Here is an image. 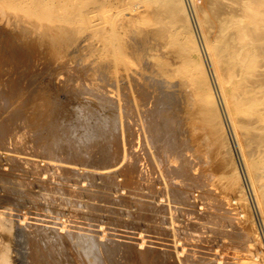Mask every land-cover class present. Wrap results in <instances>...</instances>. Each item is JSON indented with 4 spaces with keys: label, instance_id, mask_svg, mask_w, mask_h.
I'll return each instance as SVG.
<instances>
[{
    "label": "bare ground",
    "instance_id": "1",
    "mask_svg": "<svg viewBox=\"0 0 264 264\" xmlns=\"http://www.w3.org/2000/svg\"><path fill=\"white\" fill-rule=\"evenodd\" d=\"M123 1L125 0L118 1L121 5L115 12H110V8L114 6L109 4L107 0H93V6L92 4L90 5L92 11L98 12L100 9H103L106 13L110 12V14L107 15L109 22L106 27L111 29L116 25L114 21L123 13L125 7L129 9V3L125 2L126 4L122 5ZM147 2L151 6L149 12L142 13L141 17H139L140 15L138 13L135 15L132 12L133 15L119 22L120 26L123 24L121 27L122 30L111 33L105 38L106 45H108V58L112 60L115 59V61L122 66L123 82L120 86L122 87L125 83L123 88L125 89L126 87L125 93H121L122 96L126 95V97L123 98L125 100L122 102L120 100L118 103H111L115 105V107L119 106L120 111H123L125 108L126 110H124L123 113L121 112L124 114V112H129L128 101L130 96L136 93L139 99L134 98V101L138 100L137 103L134 102L135 104H133V106L137 104L136 112H129L128 118L126 117V113V116L124 114L125 118H118V116L113 118L110 115L111 117L107 116L104 120L103 117H101V120H97V114L88 107L89 109L84 108L82 111L76 108L78 110H74L72 115L69 113L70 117L67 115L66 117H62L63 113L62 115L57 113L58 110L57 112L55 111L56 105H53L57 96L54 97V101L52 100L53 103L50 102L51 104H45L47 107L45 111L41 110L42 112H36L33 110V108H35V106L33 107L34 103H31L34 100L33 97H28L24 100L25 98L23 99L22 96H25L28 92L26 91L27 93L22 95L21 92H18L16 85H14L12 88H9L10 91L8 94L5 95L3 92H0V169L23 166L26 171L24 174L27 175V173H29L28 175L32 174V176H37L41 174L39 169L40 159L37 156L42 157L47 163L43 162L45 163V167H47V172L52 169L50 178L46 177L49 176V174L45 175V173H47L46 171L44 174L42 173L46 177H44V179H46L44 180L42 176L44 180L43 186L47 188V190L44 191H48L51 195L50 199L49 196L48 199L41 194L40 196L47 200L45 202H47L48 205L51 204L50 207H52V205L56 206L58 203L61 205L60 207H63L61 203L64 202V204L70 205V207L72 206V209H75L74 211H76V213L83 210L84 212L86 211V213L88 212V215H91L95 211H102L103 213L107 211L110 214V218H115L121 211L120 208H115L112 205L114 203L123 202H125V204L128 202L129 204L130 202L132 204L125 209L126 212L130 213L132 215L131 217H134L136 220L145 221V219H148L157 211L160 213L161 211H165V213H167L166 209L171 210L170 212L172 213L170 214V218L172 220L174 219L175 215L181 210L177 205L181 200L180 195L183 193L182 182L185 178L186 203L192 200L193 203L190 202L191 207L199 206L200 198L194 197L195 190L200 187L199 179H192L191 176L189 177V175L192 174V168L196 166V169H200L209 174L212 179V185L218 188L221 187L229 198L232 195L233 199L237 200V197H241L247 201L246 190L248 191L250 199L257 209V216L261 224L260 232L264 240V0H201L199 2L193 0V8L196 13L195 17L200 26H198L200 28V31H198L201 32L203 55L211 64L215 77L214 85L217 86L219 93L218 97H221L224 103V105L221 106L224 121L222 118L220 119L217 110H215V106L213 109V102H206L204 97V99L201 98L199 88L189 90L191 75H196L189 71V67L196 66L201 63V60L195 41L191 38V26L187 19V11L183 1L146 0V3ZM188 5H190L189 2ZM135 6L138 9L137 4H134V7L132 6L131 8L134 10ZM0 17H4L8 23L13 22L18 28H21V34L23 36H28L36 31L42 33L45 37H52L55 40L63 39L62 33L67 32L64 25L59 23L58 12L56 10L43 13L38 3H35V5L30 4V0H0ZM135 22H138L139 25L133 28L141 29L142 31L140 30V32L142 33V37L140 40L131 41L135 32L129 31L131 28H129V26L127 27V24H134ZM1 34L3 35V33ZM5 34L7 33H4V35ZM43 35L42 37H44ZM6 36L8 37V34ZM12 37L13 36H11V38ZM18 38L20 37L18 36ZM13 39L15 38L13 37ZM69 40L71 42L73 41L72 43L77 46L73 36H70ZM175 40H179V43H176ZM4 42H6L5 38ZM61 44L63 46L71 45V43L65 41ZM6 49L8 51L12 50L8 47ZM146 49H148V51H146ZM5 51V49L0 50V56L2 57L0 59L6 60L7 56L11 53L6 51V54ZM97 67L98 64L90 65L86 72L90 73L89 71L93 70L91 74L95 73L99 75L100 69L97 70ZM3 68L5 69V67ZM3 72L5 73L6 70H3ZM1 74L4 75L3 73ZM13 81L15 82L16 80ZM29 81L25 82L28 83ZM33 81L35 83V80ZM33 81H31V84H33ZM65 82H67V80ZM63 84L65 86L68 85L67 83ZM71 84L69 83L70 86H67L70 92L72 90L70 89ZM0 85L2 86L3 83H0ZM22 85L23 84H21V86ZM21 86L20 88H22ZM120 86L116 88V90H118L117 93L114 92L116 91L115 89L110 93L112 95L114 94V96L116 93L118 97H120V93L118 94L121 88ZM4 87L6 86H3V89ZM59 87L62 89V85ZM67 87L63 88V90L68 89ZM65 92L67 93L68 91ZM70 92H68V94ZM44 93L42 95H44ZM73 95L75 94L73 93ZM72 97L74 98V96ZM64 99L66 98L64 97ZM109 99L112 101L111 99L113 98ZM119 99L120 98H118V100ZM182 99L186 101L185 107L191 108L193 112L191 113L192 117L189 118L191 121V129L187 131L188 129L186 128V154L188 151H191L195 160L194 164L187 158V155L184 157V151L181 149L179 141V128L181 126L179 128L178 126L182 123L179 117L181 113L178 115L176 110L182 112V109L180 110L179 108L180 100ZM42 101L39 102L40 105ZM43 104L42 102V105ZM57 105L59 106L60 102ZM38 107L41 106L38 104ZM59 107L56 106V108ZM130 108L131 110H135L132 109V106ZM172 108L176 112V114H172L179 117V120H177L175 115L172 116L176 119L171 118L170 109ZM72 109H74V107ZM185 110L184 113H186ZM67 112H64V115ZM121 113L119 115L123 116ZM131 114H134L132 120ZM176 121L181 124H177ZM224 126L227 127L230 142L237 155L238 164L242 172V177L246 183V188L240 179V171L238 170L236 162L232 158L231 148L226 137ZM29 128L34 131L32 132L34 134H31V131L28 132ZM121 129H123L122 132L126 131L125 134L127 133L129 141L124 138L121 139L124 135L120 138V135L123 133L118 136V132L121 131ZM42 130H45L46 134L44 136H42L44 133H41ZM216 130H218V132ZM66 131L71 133L77 132L78 134L76 133V135H78V139L83 143L95 144L98 142V152L89 154L87 158L84 156L83 158L81 157L80 165H78L79 161H77L76 158L72 157L76 159L77 162L71 158L80 167H78L74 161L68 159V157L64 158L67 153L64 152L63 155L59 153V155L58 152L60 150L58 151L55 147L59 144L57 141L61 133H66ZM30 141L33 142V144L28 146L27 144ZM43 141L46 148H44V146L42 147V145H36L35 143ZM122 143L125 147L127 145V147L124 148ZM33 145L39 148L41 146L43 150L36 148H31L32 150H29L30 146L32 147ZM170 151L171 153L169 154ZM19 171L23 172L21 169H19ZM20 172L18 174H20ZM119 176L124 177V179L122 177V179H119ZM10 177L13 176L11 175ZM31 177L30 180L33 179ZM38 178H40V176H38ZM38 178L36 177L35 179L38 180ZM86 178L89 180L88 184ZM7 179L9 180L10 178ZM83 179H85L88 186H84ZM10 181L13 182L14 180L10 179ZM19 181H17V184ZM47 181H50L52 184ZM26 182L27 181H25V184H23L24 182L22 184L27 188ZM29 182L31 181L28 180V183ZM14 183L16 182L14 181L13 184ZM34 183L38 185V183ZM45 183L50 185L47 186ZM30 184L31 183L28 185L29 187L31 186ZM97 185L98 188L100 186V188H103L102 190L105 191L102 197L104 199L103 202H106V204L103 203L104 205L101 204L99 198L96 200L94 194L90 192L92 186L96 188ZM19 186L15 187L18 188ZM63 186H65V188L67 187L66 193L61 191ZM21 187L23 186L21 185ZM25 187H23V190L20 189L22 191L19 190L20 193H15L24 197L26 193ZM32 187L31 190H33ZM124 188L127 189L126 194H123L125 192H121ZM48 192H44V195L48 194ZM86 192H88V197L86 196L88 202L84 205L80 197ZM58 193L59 200H57V196H53V194L57 195ZM164 193H168L173 197L171 202L173 201L177 204L176 206L173 204L176 208L173 209L171 202H168V204L163 201L160 202L159 196L162 194L164 195ZM10 197H8V199ZM28 198L26 199L28 200ZM8 199L6 198L7 201H10ZM60 199L62 201L58 202ZM168 200H170V198ZM22 201L24 200L22 199ZM32 203H36V201ZM18 204L20 205V203ZM18 204L16 203V206ZM114 206L118 207L119 205L114 204ZM41 207L40 205V210H44V208L41 209ZM119 207L122 206L120 205ZM9 209V207H6V209L0 212V230L7 232L10 236V240H22L25 238L29 240H42L45 239L44 237L49 236L48 242L51 245L50 250H52V252L58 250V252H60V259H63L65 262L67 261L68 264H139L140 262L141 264H154V248L151 244L145 243L138 238L135 240H125L123 237L121 240H114L112 236H107L108 233H102L100 231L102 228L87 232L88 230L85 231L86 228L83 230L84 227L82 228L80 224L81 228L76 224V226L74 224V226H71L65 223L60 227L56 226L61 219H59L60 221L58 223L50 219L52 224L50 223V225L48 224L46 226L38 222L41 226H36L35 224L38 225V223H35V220V224L27 223L28 221H26L25 215L23 216L24 218L19 217L18 219H16V217H11V211L9 212ZM37 209L39 210L38 207ZM248 209L252 211L250 206ZM183 211L184 210H182V214L184 213ZM23 212H21L22 215ZM37 212L39 213V211ZM59 212L62 213V211ZM68 213H63V215ZM163 213L160 215H163ZM29 215L30 214H27V217ZM75 215L76 214H74V216ZM82 215L80 216L82 217ZM157 215H159V213ZM40 216L41 215H39V217H33L38 220L48 221V218L46 219V217L42 218ZM52 216L53 215H51L50 218ZM57 217L59 218V216ZM162 217H164L163 220L166 219L164 215ZM29 218L30 217H28V219ZM66 218L65 216V219ZM170 218H167V220ZM62 219H64V216ZM31 220L33 221V219ZM75 220L76 219L72 221L76 222ZM93 220L94 219H92L91 222ZM201 220L202 219L195 221L192 220V218L186 220L187 237L199 238V224L201 225L203 223ZM81 221L82 220H80V222ZM87 223L86 221L85 224L87 225ZM251 224L253 225L252 227ZM91 228L93 229V227ZM104 230L107 231V228ZM260 232H257L255 229L254 222L244 224L242 229L239 230L238 233L240 238L245 241L239 240V244H241L242 250L252 258L247 263H242V261H244L243 259H245L242 257L243 259L241 258L240 264H264V261L258 263L259 261L257 259H253L254 257H258V255L254 254L251 248L249 249V247H252L253 241H256L258 236H260ZM115 233H117V231ZM219 233L222 236H226L224 232ZM8 238L9 237H7V239ZM10 240L8 242H10ZM8 244L11 243L4 244L0 248V264H22V259L21 261L19 259L22 256L19 257L16 253L13 254L10 250L11 246ZM14 250L17 251V249ZM49 252L48 255L50 257L51 251ZM208 254V264H227L225 263L224 256H220L218 253H214L213 255L210 253ZM202 255L201 257L206 259L205 255L207 254ZM49 257L47 258V264L63 263ZM189 260L193 262L195 258L189 256L188 261ZM201 260L204 259H198V261L202 262ZM132 261L135 262L132 263Z\"/></svg>",
    "mask_w": 264,
    "mask_h": 264
},
{
    "label": "rangeland",
    "instance_id": "2",
    "mask_svg": "<svg viewBox=\"0 0 264 264\" xmlns=\"http://www.w3.org/2000/svg\"><path fill=\"white\" fill-rule=\"evenodd\" d=\"M92 1L93 0H30V4L35 5V3H38L41 6V11L43 13H49V12H52L54 10H56L58 12L59 23L61 25H64L65 30L67 31L65 33H62L63 39H55L54 40V38L45 37L42 33H39L36 31L29 34L28 36H23L21 34V28H18V26L16 24H14L13 22L8 23V21H6L4 19V17H0V34L3 33V35L2 34L0 35V50L5 49L9 53L11 52L7 56L6 60L0 59V65H2V66H0V68L2 67L0 69V71H2V72H0V83L1 84L3 83L2 86L0 85V87H1L0 92H3L6 95L10 91L9 88H12L14 85H16V87L18 88V92H21L22 95H24L27 92L28 93L30 92L29 94L27 93V94H25V96H22V98L23 99L25 98L24 100H26L28 97H33L34 100L31 103H34L33 107L35 106V108H33V110H35L36 112L45 111L47 109L45 104L46 103H49V104L53 103V101L55 99L54 97L57 96V98L55 100L60 102V105H59L60 107L57 105V104H59V102H56V101L53 103V105L54 106L56 105L57 107L60 108L61 112H60L59 108H56V106H55V111L57 112V110H58L57 113H60V115H62V113H63L62 117H66V115L70 117V115H72V112L74 113V110L76 111L79 109V111H82V109H84V108H87V109L90 108V110L95 112L97 114L96 115L97 120L98 119L101 120L102 119L101 117H103V120H104L107 118V116L108 117L112 116L113 118H115L117 116H118V118H120V117L125 118L126 113H127L126 117L128 118L129 112L130 113L131 112L133 113L134 111L136 112L137 104L133 106V104L137 103L139 100L137 98L138 96L136 93H135L136 96L134 94L133 96H130V98H129V101H130V102L128 101L129 112H126V113L124 112L125 116H124V114H122L123 111L126 110L125 108L123 109V111H120L119 106L115 107V105H113L111 103V102L118 103V101H120V100H121V102L123 100H125L123 98H125L126 95L122 96V94L125 93L126 87H125V89L123 88L125 86L124 85L125 83L123 84L124 86L123 85H122V87L120 86L123 82L122 81L123 80L122 66L119 63H117L115 61V59L112 60L111 58H108L109 57L108 56V45H106L105 38H107L111 33L119 32L120 30H122L121 27L123 26V24H122V26H120V23H119L121 20H124V18L131 16L133 14L136 15V13H138L140 15V16L139 15L138 16L141 17L142 13L149 12V10L151 9V6L148 4V2L146 3V0H125V1H123L122 5L129 3L128 4V5H130L129 9H127L125 7L123 13L115 19L114 22H116V25L114 26V28L110 29L109 27L108 28L106 27L107 23L109 22V20L107 19V15L110 14V12H112V11L115 12L118 8H120L121 3H118L119 0L118 1L117 0H107V1H109V4H112L114 7H111L110 12L106 13L105 10H103V9H100L98 12L92 11V7L90 5V4H92V6H93ZM182 1L184 3L185 8H186L187 19H188L189 24L191 26V36H192L191 38H193V40L195 41V44L198 48L199 57L201 60V63L197 64L196 66L189 67V71H191L192 74H196L195 75L196 77L191 75V78H190L191 84H190L189 90L199 88L200 93H201V95H200L201 98L204 97L206 102H211V103L213 102V109L215 106V110H217V113H218L220 119L222 118V120H223L224 118H223L221 106H223L224 103H223L222 98L218 97L219 93H218L217 86L214 85V81H215L214 78L215 77H214V73H213L211 64L209 63V61H207L205 59V57L203 55V49H202L203 45H202L201 34H200L201 32H199L200 26H199L198 21L195 17L196 13H195L194 8H193V0H191V1L190 0H182ZM186 1H187V3H186ZM195 1L199 2L201 0H195ZM188 2L190 5H188ZM134 4L138 5V9L136 6H135L134 10L131 8L132 6L134 7ZM190 7H192V8H190ZM190 11H192V12H190ZM132 12H133V14H132ZM49 21H50V19H49ZM196 24H198V25H196ZM137 25H139L138 22H135L134 24H127V27L129 26V28H131V29H129V31L131 30L132 32H135L131 41L140 40V38L142 37V33L140 32L141 29H134L133 28L134 26H137ZM17 30H19V31H17ZM4 33H7L8 37L6 36L7 34L4 35ZM9 35L13 36L15 39H13V37L11 38V36H9ZM17 35L20 38H18ZM42 35L44 37H42ZM70 36H73L74 40L76 41L75 43L77 44V46H75V44L72 43L73 41L71 42L69 40ZM4 38H5L6 42L8 41L9 43L4 42ZM9 39H10V41H9ZM64 41L67 43H71L72 46L71 45L63 46L61 43H63ZM175 42L179 43V40H175ZM7 47L11 48L12 50L8 51L6 49ZM6 51H5V53L7 54ZM146 51H148V49H146ZM0 58H2V57L0 56ZM112 61H114V62H112ZM95 64H98L97 70L100 69L99 75H96L95 73H94L95 75L91 74V71H93V70L89 71L90 73L86 72L88 66H90V65L92 66ZM3 67H5V69ZM10 67H12V68H10ZM15 67H18V68H15ZM3 70L4 71L6 70V72L4 73ZM1 73H3L4 75H2ZM6 74H8V75H6ZM13 80H16V81L14 82ZM29 80H31V81L35 80V83L33 81L32 82L33 84H31V81H29ZM66 80H67V82H65ZM25 81H29V82L27 83ZM61 82L67 83L68 84V85L66 84L67 86H70L69 83L70 84L72 83L70 89H72L73 91L71 90V92H70L69 88ZM20 83L23 85L21 86ZM17 84H18V86H17ZM61 85H62V89L59 87ZM3 86H6V87H4V89H3ZM20 86L22 88H20ZM35 86H36V88H35ZM64 86L67 87L68 89L63 90V88H65ZM119 86L122 88V89L120 88V90L118 92V94L120 93V95H119L120 97H118V95L116 94L118 91V90H116V88H119ZM39 87H41V88H39ZM44 88L46 89V91ZM114 89L116 90V91H114V92H116L115 96H114V94L112 95L110 93ZM47 90L49 91V94H48ZM65 91H68L70 93L68 94V92L66 93ZM43 93H44V95H42ZM73 93L76 96L73 95ZM108 94H109V98H113V99H111L112 101H110V99L108 98ZM40 95H42V96L39 97ZM61 95L63 98L61 97ZM63 95H65V96H63ZM71 95L74 96V98L77 97V98H75L76 100ZM64 97L66 99H64ZM114 97H115V99H114ZM118 98H120V99L118 100ZM134 98L135 99L137 98L138 100L134 101ZM57 99H59V100H57ZM130 99L131 100L133 99V100L131 101ZM74 100H75V102H74ZM114 100H117V101H114ZM40 101H42L44 104L42 105V102H41V105H40V103H39ZM46 101H48V102H46ZM72 102H73V104H72ZM130 103H131V105H130ZM38 104L41 107H38ZM69 106H71V107L73 106L74 109H72L73 107L71 108ZM131 106H132V109H135V110H131V108H130ZM185 106H186V101H185V99H182V100H180V107L179 108H180V110L182 109L183 113L179 110L178 111L176 110L178 115L181 113L179 117L182 119V121L179 117H177L175 115L176 112L173 110V108L170 109V111H171L170 114H171V118L174 119L176 117L177 120L180 119V122L182 123L181 124L180 122L176 121L177 124H179V123L181 124L179 126L176 124L178 126V128L181 126L179 128L180 133L178 132L179 133V141L181 144L180 146H181V149H183V151H184V157H186V155H187V158H189L190 161L194 164L195 160H194V156L191 153V151H188L186 154V132L191 129V121L189 118L192 117L191 113H193V112H192L191 108H188ZM66 107H68L69 109ZM76 108H78V109H76ZM186 108H188V109H186ZM184 110L186 113H184ZM63 111L64 112L68 111V112L64 115ZM119 112L120 113L122 112L121 115H123L124 117L120 116ZM69 113H70V115H69ZM172 113H175V114H172ZM170 114H169V117H170ZM133 115L134 114L130 115L131 120H132ZM172 115H175V117ZM183 118H185V119H183ZM185 121H186V123H185ZM224 125H225V123H224ZM186 128L188 129L187 131H186ZM27 130H28V128H27ZM122 130L123 129H121V131L118 132V136L121 133H123L120 135V138L124 135V137H122L121 139L124 138L125 140L129 141L127 133L125 134L126 131L122 132ZM218 130H219V128H218ZM218 130H216V131L218 132ZM224 130H225L226 137H227V140H228L230 148H231L232 158L236 162L238 170L240 171V176H241L240 179L242 180V182L246 188V185H245L246 183L242 177V172H241V169H240L239 164H238L237 155H236L234 148L230 142V138H229V134H228V130H227L226 126H224ZM30 131H31V134H34V133H32L34 131H32V129L29 128L28 132H30ZM42 132H44L42 135V136H44L46 134L45 130H42L41 133ZM76 133L77 132L71 133V132H67V131H66V133H61V136H59L58 141H57L59 144H58V146L56 145L55 147L57 148L58 151L60 150L58 152V154L62 153L61 155H63L65 152L67 154H65L66 157L64 156V158L68 157V159H70V160L76 158L77 161H79L78 165H80V163H81L80 158L81 157L83 158V156H84L85 158H87L89 156V154H95L96 152H98V144H97L98 142L95 144H89L87 142H84L85 143V145H84V143L78 139V135H76ZM113 138H114V136H113ZM30 142L29 143L27 142L28 146L33 144V142H31V143ZM35 143H36V145H42V147L44 146V148H46L44 141L43 142H35ZM36 145H33L32 147L30 146V148L28 147L29 150H32L31 148L42 149L41 146L39 148ZM122 145H124V144L122 143ZM126 147H127V145H126ZM126 147L124 145V148H126ZM188 150H190V149H188ZM123 152H125V151H123ZM170 153H171V151L169 152V154ZM37 157L40 159V162L43 160L42 157H39V156H37ZM72 157H74V158H72ZM76 159H74V160L76 161ZM74 160H72V161H74ZM40 162H39V164H40L39 169L41 171V174H39L37 176H34V175L32 176V174L28 175L29 173H27V175L24 174L26 171L24 170L23 166L22 167L19 166L20 168L19 167H17V168L13 167V168L0 169V174L1 173L3 174V175L2 174L0 175V188H1L0 189V212H1V210L6 209V207H9L10 208L9 212L10 211L12 212V213L10 212L11 217H13V218L16 217V219H18L19 217H21V218L26 217V221H28L27 223H34L36 221L35 223L39 222V223H42L41 225L45 224V226H46L48 224L50 225V223L52 224L51 221H53V220L57 221V223H58L60 221L59 219H61V221L56 226L60 227L61 225H64L63 223L71 225V226H74L76 224L79 227H80V225L82 228L84 227L83 230H85V228H86L85 231L88 230L87 232H89V231L92 232V231L97 230L99 228H102L103 230L107 228V231L106 230L103 231L102 229H100V231L102 233L106 232L105 234L108 233L107 236L108 235L112 236V238L114 240H121V239H123V237L125 240H135L136 238H138L141 241H144L145 243L151 244V246L154 248V250H155L154 264H208L207 263L208 262V255H209L208 253H210L211 255H213L214 253H218L220 256H224L225 263H227V264H232V263L233 264H240L242 257L246 259L245 260L242 258L244 260V261H242V263H247L248 261H250V259H252L249 255L246 254V252H244L242 250V246H241V244H239V240H243V239L240 238L239 233H238L239 230L242 229V226L248 222H251V223L254 222L255 223V229L257 230V232L261 231V226H260L261 224H260V220L258 219L259 217L257 216L258 215L257 209L255 208L253 202L251 201L248 191L246 190L247 201L241 197H237V200L233 199L232 195L229 198V197H227L228 196L227 193L224 192L220 186H219L220 188H218V187L212 185V183H211L212 179L210 178L209 174L203 172L200 169H196V166H194L192 168V171H191L192 174L189 175V177L191 176L192 179H196V178L199 179V182H200L199 186L200 187L198 189H196L194 192V197L200 198L199 206H196V207L192 206L191 207L190 202H192V200L191 201L189 200L186 203V194H185L186 193V178H185L182 182L183 193L180 195V199H181L180 201L181 202L179 201L178 205L173 201L171 202V199L173 197H171V195H169L168 193L167 194L164 193V195L162 194L161 195L162 197L159 196L160 202L163 201L167 204H168V202L169 203L171 202L172 205L175 204V206L177 205L178 208L181 209L180 212H178L175 215L173 220L170 218V216H171L170 214L172 213V212H170L171 210L166 209V212L169 214V216L167 213H165V211H161V213L159 211H157L159 213V215H157L158 213L156 212L157 214L154 213V215H151L148 219H145V221H139V220H136L134 217H131L132 215L130 213H127L125 210L126 208H128V206L130 204H132L130 202H129V204H128V202L126 204H125V202L117 203V204L114 203L115 205H119V206L121 205L122 207L114 206V204L112 205L115 208H118V209L120 208V211H121L119 213V215L116 216L115 218H113V217L110 218V214L107 211H104L105 213H103L102 211H99V212L95 211L91 215H88V212L86 213V211L84 212L83 210H81V212L79 211L76 213V211H74L75 209H72L73 208L72 206L70 207V205H66V204H64V202L61 203L63 205V207H60L61 205L59 203L57 204L59 206L52 205L53 208L50 207L51 204L48 205V203L45 202V201H47L45 198L48 199V196H49V199H50L51 194L48 191H44V190H47V188H45V186H43V183H44L43 181L46 180V179H44L46 174L47 175L49 174V176H46V177L50 178V175L52 173V171H51L52 169L51 170L49 169L50 171L47 172V167H45L46 161L43 160L41 163ZM43 162H45V163H43ZM76 162H75V164L77 165ZM122 162L125 163L124 161H122ZM43 165H44V167H43ZM41 166H42V168H41ZM78 167H80V166H78ZM19 169H21V171H23V172H20ZM17 170H18V172H17ZM45 171L47 173H45ZM19 172H20V174H18ZM21 173H22V175H21ZM42 173L43 174L45 173V175H43ZM9 174H10V176L12 175L14 178L10 177ZM14 175H17V176H14ZM19 176H20V179H22V180L19 179ZM38 176H40V178H38ZM42 176H43L44 180L42 179ZM30 177L33 179L30 180ZM36 177L38 178V180L35 179ZM119 177H120L119 179H122V178L124 179V177H122V176H119ZM7 178L14 180L16 182V183H14L15 185L13 184L14 181L11 182L10 179L8 180ZM27 179L29 181H31V182H29V183H31L30 187L28 186L29 183H28ZM41 179H42V181H41ZM16 180L17 181L20 180L19 181L20 183L18 182V184H17ZM24 180L27 181L26 182L27 188L23 185V184H25ZM83 180H84V184H85L84 186H86L88 184L89 180H87V178H86L87 184H86L85 179H83ZM33 181L38 183V185H35V183ZM47 182L50 183V181H47ZM5 183H8V184H5ZM10 184H11V186H10ZM20 184L23 187H25V189H26V193H25L24 197L23 196L21 197V195L16 194V193H20V191H22L24 189L23 187H21ZM47 184L45 183V185H47ZM50 184H52V183H50ZM49 185H47V186H49ZM15 186H19L18 187L19 189ZM38 186H39V188H38ZM158 186H159V184H158ZM10 187H15V188H10ZM31 187L33 190H31ZM34 187H36L38 189H36ZM40 187H42L43 190ZM4 189H5V192L7 190V192H10V193H7V192L5 193ZM20 189H22V190H20ZM62 189H61V191L66 193L65 191H66L67 187L65 188V186H63ZM102 189L103 188H100V186L98 188V185L96 188H94V186H92L90 192H92L91 194H94V196L96 197V200H98V198L100 199L101 204H103V203L106 204V202H103L104 199L102 197L104 196L105 191ZM1 190L3 191V193ZM41 190H42V192H41ZM122 190L123 191H121V192H125L123 194H126L127 189L124 188ZM43 191L45 193L48 192L49 195L48 194L44 195ZM59 192H60V190H59ZM33 193H35V194H33ZM40 194L43 195L45 198L43 199L40 196ZM87 194H88V192H86L85 194L83 193L82 196L80 197L81 201L83 202L84 205L87 204V202H88L87 201L88 200ZM83 195H84V197H83ZM7 196L8 197L11 196V197L8 199ZM53 196H57L58 197L57 200H59V193L57 195L53 194ZM60 196H62V195H60ZM33 197H36V198H33ZM6 198L10 201H7ZM12 198H13V200H12ZM20 198H22L24 201H22V199H20ZM26 198H28V200ZM38 198H39V200H38ZM167 198L168 199L170 198V200H168ZM14 199H15V201H14ZM25 199H26L27 203L25 202ZM32 199H34V200H32ZM61 199L58 202H61L62 201ZM30 200H31V202H30ZM35 201H36V203H32ZM39 201H42V202H39ZM7 202H8V204H7ZM16 203L17 204L20 203V205L19 204L17 205L20 207H17ZM45 203H46V205H45ZM40 205L42 206L41 209L44 208V210H42V211L40 210ZM44 205L47 207V209ZM21 206H22V208H21ZM34 206H37L39 208V210L37 209V207H34ZM65 206H67V207H65ZM175 206L174 205L172 206L173 209L176 208ZM249 206L252 209V211H250L248 209ZM14 207L19 208V209H16ZM30 207H32V208H30ZM48 207H50V208H48ZM34 208L36 211L34 210ZM56 208H58V209H56ZM62 208H64V209H62ZM236 208H237V210H236ZM48 209H50V210H48ZM53 209L55 210L56 213L54 212ZM58 210L62 211V213L59 212ZM182 210H184L183 214H182ZM186 210H187V214H186ZM23 211H25L26 213ZM37 211H39L40 214ZM21 212H23V215ZM41 212H43L44 215ZM68 212H70L72 214H70ZM106 212H107V214H106ZM19 213H20V215H19ZM63 213H68L69 215L68 214L63 215ZM78 213L80 215L83 214L82 215L83 218ZM162 213L166 217L165 220H163L164 219V217H162L163 215H160ZM27 214H30V215L33 214V215L32 216L29 215L28 217H30V218L28 219ZM50 214L53 215L54 217L52 216L50 218V216H51ZM74 214H76V215L74 216ZM122 214H123V216H122ZM39 215H41L40 217H42V218H45V217H46V219L48 218L47 219L48 221L41 220V219L38 220V219L33 217V216L39 217ZM56 215L59 216V218ZM102 215L104 218L102 217ZM63 216H64V219H62ZM65 216L67 217L66 219H65ZM77 217H78V219H77ZM73 218L76 219L75 220L76 222L72 221V220H74ZM101 218H103V219H101ZM167 218H170V219L167 220ZM189 218H192V220H195V221L202 219L201 221L203 223L201 225L199 224L200 229L198 230L199 238H196V237L190 238V237L186 236V220H188ZM31 219H33V221ZM50 219H51V221H50ZM92 219H94V220L91 222ZM80 220H82V221L80 222ZM109 220H110V222H109ZM77 221H79L80 223ZM86 221L88 222L87 225L85 224ZM102 221H104L105 224ZM82 222H84V223H82ZM39 223H38V225L37 224H35V225L41 226ZM89 224H91V225H89ZM99 225H100V227H99ZM120 225H121V228H120ZM252 226L253 225L251 224V227ZM91 227H93V229ZM116 231H117V233H115ZM218 231L224 232L226 236L220 235V233ZM0 234H1L0 235V248L4 244L6 245L7 243H11V244H8L9 246H11L10 247L11 252L13 254L16 253V255L19 257L22 256L19 258L20 261L22 259V261H21L22 264H47V262H48L47 258L49 257L48 254L50 253L49 251H51L49 258H51V259L54 258L58 262H63L62 264H68L67 261L65 262L63 259H60V252H58V250H56V252L55 251L52 252V250H50L51 245L48 242L49 236L44 237L45 239H42V240H35V239L29 240L28 238H25L22 240H10V236L7 234V232L0 230ZM195 234H196V232H195ZM115 236H116V238H115ZM121 236H122V238H121ZM7 237H9V238L7 239ZM9 240H10V242H8ZM250 240H251V238H250ZM15 241H19V242H15ZM250 248L252 249V252L254 254L258 255V257H256V258L254 257L253 259H255V260L257 259L259 261V262L257 261L258 263H260L261 261H264V240H263V236H262L261 232H260V236H258L256 241H253V245H252V247H249V249ZM14 249H17V251ZM19 253H20V255H19ZM202 254H207V255H205L206 259L204 257H201V256H203ZM189 256H193L195 258V260H193V262H191L190 260L188 261ZM200 258H203L204 260H201L202 262L198 261V259L200 260ZM134 262L135 261H132V263H134ZM139 264H141V262Z\"/></svg>",
    "mask_w": 264,
    "mask_h": 264
}]
</instances>
